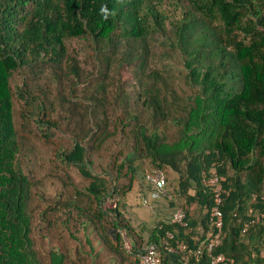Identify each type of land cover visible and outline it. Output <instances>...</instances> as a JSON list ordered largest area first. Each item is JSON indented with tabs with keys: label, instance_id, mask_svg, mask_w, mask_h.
Masks as SVG:
<instances>
[{
	"label": "trees",
	"instance_id": "obj_1",
	"mask_svg": "<svg viewBox=\"0 0 264 264\" xmlns=\"http://www.w3.org/2000/svg\"><path fill=\"white\" fill-rule=\"evenodd\" d=\"M157 1L162 0H0V264H42L27 211L33 183L18 161L21 144L14 121L15 73L39 68L47 61L61 62L66 41L73 38L92 39L98 45L139 42L138 50L143 52L136 59L128 56V63L133 66L143 61L139 71L144 73L149 38L156 34L167 35L180 52L188 71L187 83L198 92L188 97L185 115L174 119L180 137L173 143L161 138L162 133L152 127L154 121L144 123L138 116L132 135L140 155L157 165L148 172H164L167 166L179 174L184 202L156 225L144 223L133 229L118 205L115 210L101 207L109 197L120 195V190L91 172L87 148L76 140L63 159L91 179L86 189L90 205L87 209L76 206L78 215L87 218V224L116 254L122 255V239L130 235L135 264H140L139 255L147 244L157 245L165 264H210L206 232L215 193L205 181L216 176L223 187L224 213V239L217 252L226 256L224 264H264L257 246L260 240L264 242V0H174L181 13L170 22V29L166 24L170 18ZM149 77L152 83L142 94L162 121L168 111L167 100L160 94L164 77L157 71ZM27 92V86L21 89L20 98H29ZM37 99L33 96L32 102L38 103ZM41 105L45 107L44 102ZM38 122L44 125L43 120ZM128 170L132 176L125 197L134 190L136 177L131 164ZM166 178L167 195L161 198L169 199ZM180 208L186 213L185 228L173 222ZM196 209L205 216L201 230L199 222L191 218ZM201 231L200 240L194 243L192 236ZM168 233L174 238H168ZM168 244L177 254L167 252ZM182 245L187 246L184 252ZM198 248L202 249L199 259L193 256ZM49 256L50 264H66L62 251L52 249Z\"/></svg>",
	"mask_w": 264,
	"mask_h": 264
},
{
	"label": "rangeland",
	"instance_id": "obj_2",
	"mask_svg": "<svg viewBox=\"0 0 264 264\" xmlns=\"http://www.w3.org/2000/svg\"><path fill=\"white\" fill-rule=\"evenodd\" d=\"M157 6L169 16L166 24L170 29V22L180 16L181 8L174 5V0H162ZM166 36L156 34L149 38L144 73L139 71L143 61L133 66L128 63V56L136 59L143 52L138 50L139 42L119 40L116 44L98 45L84 38L66 41L61 62L47 61L39 68L15 73L14 121L21 144L18 161L33 183L27 211L32 217L31 236L42 264H50L52 249L66 254V264L136 262L130 235L122 239V255L116 254L87 224V218L78 215L76 206L87 209L90 205L86 189L91 179L63 159L64 152L76 140L87 148L91 172L110 180L120 190V195L109 197L101 207L115 210L118 205L133 229H140L144 221L149 227L156 225L184 202L179 174L165 166L171 197L150 200L147 207L142 205L144 196L150 198L145 175L157 165L140 155L132 135L138 116L144 123L154 121L152 127L162 133L161 138L173 143L180 137V127L174 119L185 115L183 107L188 97L198 92L187 83L188 71L180 52ZM154 71L164 77L160 94L167 100L164 103L168 111L162 121L142 94L143 88L152 83L149 76ZM26 86L30 97L24 100L19 93ZM33 96L39 98L38 103L32 102ZM40 102L45 107L39 106ZM40 119L44 125L38 122ZM129 164L136 169V190L125 197L124 190L132 176ZM190 193L194 194V190ZM110 216L113 218L114 214ZM148 235V231L143 234L142 246Z\"/></svg>",
	"mask_w": 264,
	"mask_h": 264
},
{
	"label": "built area",
	"instance_id": "obj_3",
	"mask_svg": "<svg viewBox=\"0 0 264 264\" xmlns=\"http://www.w3.org/2000/svg\"><path fill=\"white\" fill-rule=\"evenodd\" d=\"M147 179L152 184L153 189L150 191V198L147 196L142 198V205L149 206L150 200L159 199L167 195V178L165 173L162 170L150 171L147 173ZM207 186L213 188L215 193L214 205L211 209L210 214V225L208 231L206 232L207 240V252L210 254L211 262L210 264H224L227 261V258L224 254L218 253L217 250L223 244L224 239V213L221 209L222 207V197L223 187L219 183V179L214 176L207 181H205ZM173 222L185 228L188 226L186 221V213L183 208L177 210L174 214ZM248 225L244 232L247 231ZM168 238L173 239L174 235L168 233ZM167 252L169 254H177V250L172 245H166ZM181 250L184 252L187 250L186 245L181 246ZM202 255V249L198 248L193 251V256L199 259ZM140 264H165L163 262V254L159 250L156 244H147L144 248V251L139 255Z\"/></svg>",
	"mask_w": 264,
	"mask_h": 264
},
{
	"label": "crops",
	"instance_id": "obj_4",
	"mask_svg": "<svg viewBox=\"0 0 264 264\" xmlns=\"http://www.w3.org/2000/svg\"><path fill=\"white\" fill-rule=\"evenodd\" d=\"M135 190L136 189H134V191L133 192H135ZM128 197V196H127ZM250 212H251V210H249V214H250ZM248 214V215H249ZM191 218H192V221L193 222H199L198 223V229H202V223L201 222H203V221H205V216L203 215V211L201 212V210H199V209H196V210H194L192 213H191ZM144 223H145V221H144ZM143 224V223H142ZM153 225V224H152ZM201 233H202V231L198 234V235H196V236H192V240H193V242L194 243H196L198 240H200V238L198 237L199 235H201ZM247 240L248 239H246L245 241V243L246 244H249V242H247ZM256 243V242H255ZM257 246H258V249H260L261 250V256L262 257H264V242H263V240L261 241H259V243L257 244ZM255 254V253H254ZM251 264H256L255 262H253L252 261V263Z\"/></svg>",
	"mask_w": 264,
	"mask_h": 264
}]
</instances>
